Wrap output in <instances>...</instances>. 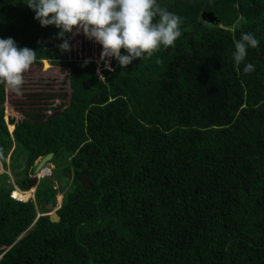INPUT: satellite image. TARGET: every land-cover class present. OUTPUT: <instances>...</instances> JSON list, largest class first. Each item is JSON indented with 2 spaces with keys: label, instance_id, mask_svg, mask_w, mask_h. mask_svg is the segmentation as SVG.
I'll list each match as a JSON object with an SVG mask.
<instances>
[{
  "label": "trees",
  "instance_id": "obj_1",
  "mask_svg": "<svg viewBox=\"0 0 264 264\" xmlns=\"http://www.w3.org/2000/svg\"><path fill=\"white\" fill-rule=\"evenodd\" d=\"M157 2L183 19L175 46L101 78L71 61L68 105L47 120L10 135L0 85V163L12 150L25 178L52 153L58 183L21 203L0 176V264H264V0ZM26 3L0 0V39L37 51L32 66L62 64V40ZM234 25L260 42L250 74L234 65Z\"/></svg>",
  "mask_w": 264,
  "mask_h": 264
},
{
  "label": "clouds",
  "instance_id": "obj_2",
  "mask_svg": "<svg viewBox=\"0 0 264 264\" xmlns=\"http://www.w3.org/2000/svg\"><path fill=\"white\" fill-rule=\"evenodd\" d=\"M26 4L35 13L34 19L41 27L52 25L59 30L56 38L62 40L58 46L62 52L70 50L65 34L71 33L75 36L82 33L89 40L95 41H91L89 46L95 52L96 58L105 62V68L109 70L111 68L108 63L111 65L115 60L121 68H126L138 58H151L162 49L174 47L176 40L182 35L183 19L162 7L157 0H27ZM232 31L234 65L239 69V66L244 64L243 73L250 74L255 71V65L245 63L248 49H257L260 42L251 32H242L239 39H236L235 25ZM98 44L102 46V51H99ZM121 50L126 54H121ZM36 59L37 51L27 47L18 48L13 38L0 39V85L17 96L22 95L25 73L30 70ZM72 61L93 62L91 59L80 60L76 57H73ZM105 68L98 69L96 65L95 75L101 78V71L107 70ZM43 157L35 160L33 172ZM8 158L10 159V154L6 159ZM9 167L10 164L5 168ZM56 171V166L51 161L48 162L36 174L32 172L25 177L35 178L36 186L25 188V191L14 187L10 198L21 203L29 200L34 202L35 191L32 199L29 197L25 201L14 198L13 194L32 191L41 181L52 180ZM8 184L10 186V182Z\"/></svg>",
  "mask_w": 264,
  "mask_h": 264
},
{
  "label": "rangeland",
  "instance_id": "obj_3",
  "mask_svg": "<svg viewBox=\"0 0 264 264\" xmlns=\"http://www.w3.org/2000/svg\"><path fill=\"white\" fill-rule=\"evenodd\" d=\"M47 33L48 39L55 38L56 31L53 29L48 30ZM91 41L95 42L94 40H89L81 33L75 35L74 39L69 41V45H71L72 52H74V58L76 57L80 60L82 58L89 60L91 59L93 60L94 64L96 63L98 69H103L105 68V62H100L99 60L101 59L96 58L95 52H93L91 46H89ZM99 46V51H102V46ZM108 67L111 68V71L112 67L110 63H108ZM51 68L52 66L43 62L39 66H31L30 70L25 73V83L21 89L22 95L17 96L15 93L10 92L9 89L5 87V100L3 103L5 123L12 121L15 128V126L19 125L21 121H24L26 117L34 118L40 116L41 114L42 116L47 115L50 117L55 111H62L68 105L70 94L68 76L65 71H62L60 74H55ZM8 125V132L12 133L14 128L10 131L9 128L11 126L10 124ZM9 154L10 152L8 153V156ZM9 164L10 162L8 159H6L4 163L0 164V176L4 174L2 171L8 172L10 174V167L5 168L6 165L8 166ZM49 179H51V177ZM2 181L0 180V183ZM5 181L7 183L10 182V178L5 179ZM57 187L58 183H56V188ZM10 188L14 190L13 184H10ZM16 193L19 195L26 194L19 192ZM27 193H30L29 197L32 199L34 193L32 191ZM61 199L62 195L58 194L55 200L56 210L61 206Z\"/></svg>",
  "mask_w": 264,
  "mask_h": 264
},
{
  "label": "crops",
  "instance_id": "obj_4",
  "mask_svg": "<svg viewBox=\"0 0 264 264\" xmlns=\"http://www.w3.org/2000/svg\"><path fill=\"white\" fill-rule=\"evenodd\" d=\"M51 29H53L54 31H56V28H55V26H53ZM74 39V37L71 39V40H73ZM71 40H69V41H71ZM62 52V51H61ZM64 53H66V52H64ZM67 55H68V60H66V61H63V62H60V63H62V64H58L56 61V63L55 62H53V64H51V63H49L48 61H45V60H42L41 62H43V63H48L50 66H52V71L56 74H60L62 71H65L66 72V74H67V76H68V73L70 72L69 70V68H70V64H71V61L73 60V57H74V52H72V47H71V45H70V50L69 51H67ZM70 56H71V58H70ZM63 64H65V66H63ZM43 71V70H42ZM1 108L3 109V105L1 106ZM55 113V112H54ZM3 115H4V109H3ZM53 115V114H52ZM48 119V116L47 115H44V117H40V118H38V119H35V120H32V119H30V118H28V117H26V119L25 120H29V121H33V122H41V121H45V120H47ZM3 120H4V117H3ZM5 124H9V123H5ZM13 126V128H14V125H12ZM8 127V126H7ZM10 135H12L11 134V132L9 133ZM8 161L10 162V159L8 158ZM2 172H4V171H2ZM7 175H8V178H10V184H13V187H19L18 186V183H20V182H18L19 181V178H14L13 176H12V174H11V172H10V174L8 173V172H5ZM79 178H81V176L79 177ZM50 181H52L53 182V184H54V188L56 189V176L52 179V180H50ZM25 188H26V186H25ZM36 189H37V187H35L33 190H32V192H34V191H36ZM56 204V203H55ZM58 210V209H57ZM56 209H55V206L53 207V209H52V212H55L56 213V211H57ZM49 212H47V215L49 216Z\"/></svg>",
  "mask_w": 264,
  "mask_h": 264
},
{
  "label": "water",
  "instance_id": "obj_5",
  "mask_svg": "<svg viewBox=\"0 0 264 264\" xmlns=\"http://www.w3.org/2000/svg\"><path fill=\"white\" fill-rule=\"evenodd\" d=\"M202 19L206 22H213L215 21L214 17L209 14V15H206V14H203L202 15ZM52 157H53V154L52 153H48L46 154L41 160L40 162L38 163V165L36 166L33 174H36L40 169H42V167L44 165H46L48 162H50L52 160ZM36 179L35 178H31V179H28L26 181V185H27V188H31L32 186H36ZM83 187L86 188V184L83 182ZM46 210V212H49V220L51 223H58L59 222V217L57 215V213L55 212H52V209H53V205L50 203L48 204L47 206H45L44 208Z\"/></svg>",
  "mask_w": 264,
  "mask_h": 264
},
{
  "label": "bare ground",
  "instance_id": "obj_6",
  "mask_svg": "<svg viewBox=\"0 0 264 264\" xmlns=\"http://www.w3.org/2000/svg\"><path fill=\"white\" fill-rule=\"evenodd\" d=\"M11 128L13 130V127H11ZM29 196H30V193H27V192H26V194H21V195H19L18 193L14 192V196L13 197L18 199V200L20 199V200L24 201V200L28 199Z\"/></svg>",
  "mask_w": 264,
  "mask_h": 264
},
{
  "label": "flooded vegetation",
  "instance_id": "obj_7",
  "mask_svg": "<svg viewBox=\"0 0 264 264\" xmlns=\"http://www.w3.org/2000/svg\"><path fill=\"white\" fill-rule=\"evenodd\" d=\"M21 170H22V169H21ZM23 177H24V176H22V175L20 176V178L18 177V178H19V181H20ZM16 179H17V178H16ZM27 179H28V178H23V179L20 181V184L26 186V188H27V185H26V181H27ZM19 181H18V182H19ZM52 205H53V207H54L56 204H52Z\"/></svg>",
  "mask_w": 264,
  "mask_h": 264
}]
</instances>
